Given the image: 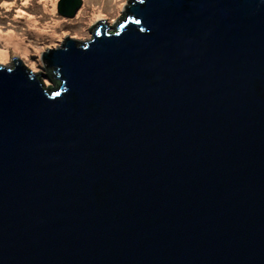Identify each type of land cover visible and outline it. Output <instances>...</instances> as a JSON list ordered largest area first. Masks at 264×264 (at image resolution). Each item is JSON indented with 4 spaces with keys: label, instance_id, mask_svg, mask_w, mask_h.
<instances>
[{
    "label": "water",
    "instance_id": "1",
    "mask_svg": "<svg viewBox=\"0 0 264 264\" xmlns=\"http://www.w3.org/2000/svg\"><path fill=\"white\" fill-rule=\"evenodd\" d=\"M128 1L0 57V264H264V0Z\"/></svg>",
    "mask_w": 264,
    "mask_h": 264
},
{
    "label": "rangeland",
    "instance_id": "2",
    "mask_svg": "<svg viewBox=\"0 0 264 264\" xmlns=\"http://www.w3.org/2000/svg\"><path fill=\"white\" fill-rule=\"evenodd\" d=\"M60 0H0V57L17 59L23 66L37 61L39 45L46 31H54L68 40L80 37V23L84 19H103L120 0H82L76 16L66 19L58 15ZM68 2V1H67ZM34 21L36 25L31 22ZM51 28H42V25ZM55 27V29H54ZM16 39L3 47V40Z\"/></svg>",
    "mask_w": 264,
    "mask_h": 264
},
{
    "label": "trees",
    "instance_id": "3",
    "mask_svg": "<svg viewBox=\"0 0 264 264\" xmlns=\"http://www.w3.org/2000/svg\"><path fill=\"white\" fill-rule=\"evenodd\" d=\"M47 70V72H48V82L49 83H51L52 82V79L53 80H56L55 78H56V71L54 70V69H52V68H47L46 69ZM30 72V71H29ZM45 87V86H44ZM46 89H47V91H50L53 87H45Z\"/></svg>",
    "mask_w": 264,
    "mask_h": 264
},
{
    "label": "bare ground",
    "instance_id": "4",
    "mask_svg": "<svg viewBox=\"0 0 264 264\" xmlns=\"http://www.w3.org/2000/svg\"><path fill=\"white\" fill-rule=\"evenodd\" d=\"M88 1V3H93L94 1L93 0H87ZM33 24H34V26H38V25H36L35 24V22L34 21H31ZM42 28H51L50 26H47V24L46 25H42ZM54 29H55V27H54ZM56 30V29H55ZM11 41H13V42H17V40L16 39H7V40H3V42L5 43V44H3V47L4 48H6V45L9 43V42H11Z\"/></svg>",
    "mask_w": 264,
    "mask_h": 264
},
{
    "label": "flooded vegetation",
    "instance_id": "5",
    "mask_svg": "<svg viewBox=\"0 0 264 264\" xmlns=\"http://www.w3.org/2000/svg\"><path fill=\"white\" fill-rule=\"evenodd\" d=\"M124 17H126V16H124ZM124 17H123V18H121V19H122V20H124V19H125Z\"/></svg>",
    "mask_w": 264,
    "mask_h": 264
}]
</instances>
